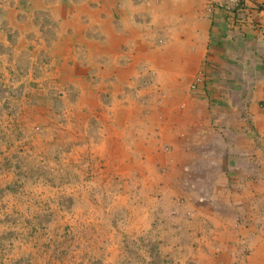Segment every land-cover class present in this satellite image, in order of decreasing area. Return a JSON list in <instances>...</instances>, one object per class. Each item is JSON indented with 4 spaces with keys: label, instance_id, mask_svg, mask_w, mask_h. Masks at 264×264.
<instances>
[{
    "label": "crops",
    "instance_id": "1",
    "mask_svg": "<svg viewBox=\"0 0 264 264\" xmlns=\"http://www.w3.org/2000/svg\"><path fill=\"white\" fill-rule=\"evenodd\" d=\"M28 78L64 85L54 126L65 138L78 114L84 132L65 157L82 175L94 161L97 195L127 197L128 239L84 225L77 264H176L184 233L228 264L247 242L241 263L264 264V0H0V130ZM82 188L79 208L104 210ZM151 215L170 245L134 228Z\"/></svg>",
    "mask_w": 264,
    "mask_h": 264
},
{
    "label": "rangeland",
    "instance_id": "2",
    "mask_svg": "<svg viewBox=\"0 0 264 264\" xmlns=\"http://www.w3.org/2000/svg\"><path fill=\"white\" fill-rule=\"evenodd\" d=\"M28 81L19 88H7V126L0 130V264H77L78 249L75 250L74 243L70 241L79 242L84 225L90 230L91 238L104 236L114 239L118 236L124 241L128 239V216L123 215L127 197L121 194L97 195L94 190L99 183L104 185L106 180L92 177L96 171L94 161L84 164L86 175H82L79 162L65 157V149L67 153L80 155L79 148L73 149L72 144L84 132L77 123L78 114H71V127L65 138L62 126L60 129L54 126L56 121L66 124L69 117L65 119L64 115V85L35 82L29 78ZM70 92L72 104L78 103V92ZM88 101L94 102V99ZM23 102L24 107L18 112ZM56 145L63 146L62 150H58ZM103 164L100 162L98 166H105ZM82 186L92 188L87 197L93 203L103 198L101 205L104 210L96 208V204L92 209L79 208V201L83 199L80 193ZM158 218L156 215L149 219L141 216L134 228H150V234L155 235L154 243L165 238L166 244L170 245L167 237H161L159 232L153 233L154 230L161 231ZM151 220L152 225L149 226ZM85 221H91V225L87 226ZM186 234L181 238L190 242L192 249L186 247L170 251L172 256L175 254L181 259L176 264L229 263L228 256L222 258L218 251L213 256L209 247L204 245L206 241L192 243L197 236ZM155 246L153 253L157 254L160 249ZM249 248L247 242H241L242 256L237 254L233 264H243L241 262L250 255ZM155 260V264L160 261ZM245 262L248 263L247 259Z\"/></svg>",
    "mask_w": 264,
    "mask_h": 264
},
{
    "label": "built area",
    "instance_id": "3",
    "mask_svg": "<svg viewBox=\"0 0 264 264\" xmlns=\"http://www.w3.org/2000/svg\"><path fill=\"white\" fill-rule=\"evenodd\" d=\"M232 3L238 2V0H231ZM204 82V75L203 74H198L195 79L194 82L192 84V88L193 89H198L199 85H201V83Z\"/></svg>",
    "mask_w": 264,
    "mask_h": 264
}]
</instances>
